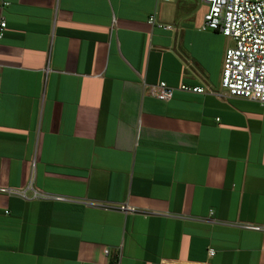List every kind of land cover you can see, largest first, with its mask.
I'll use <instances>...</instances> for the list:
<instances>
[{"label": "crops", "instance_id": "0c3cea01", "mask_svg": "<svg viewBox=\"0 0 264 264\" xmlns=\"http://www.w3.org/2000/svg\"><path fill=\"white\" fill-rule=\"evenodd\" d=\"M206 11L0 0V188L64 199L0 193V264H264V106L223 95Z\"/></svg>", "mask_w": 264, "mask_h": 264}, {"label": "built area", "instance_id": "2783aa9c", "mask_svg": "<svg viewBox=\"0 0 264 264\" xmlns=\"http://www.w3.org/2000/svg\"><path fill=\"white\" fill-rule=\"evenodd\" d=\"M200 1L207 6L201 30L217 32L233 43L232 47L225 50L222 63L220 87L223 95L264 106V0ZM149 24L154 25L153 16L150 17ZM4 27L5 22L1 21L0 36ZM158 27L168 29L163 25H158ZM178 89L192 94L203 92L200 87L186 85H181ZM146 90L149 96L162 102L169 101L174 91L164 82L149 86ZM0 193L22 200H64L56 196L50 197L33 189L30 182L20 188H0ZM120 210L133 212L132 209L124 206ZM245 228L264 232L263 227L247 225ZM208 253L212 255L213 252L210 250Z\"/></svg>", "mask_w": 264, "mask_h": 264}, {"label": "rangeland", "instance_id": "374dc122", "mask_svg": "<svg viewBox=\"0 0 264 264\" xmlns=\"http://www.w3.org/2000/svg\"><path fill=\"white\" fill-rule=\"evenodd\" d=\"M225 44H226V48H229V47H232L233 46V43H232V41H230L228 38L227 39H225Z\"/></svg>", "mask_w": 264, "mask_h": 264}]
</instances>
